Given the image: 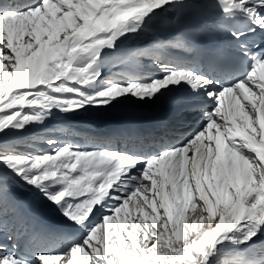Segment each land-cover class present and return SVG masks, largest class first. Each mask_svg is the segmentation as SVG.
<instances>
[{"label": "snow or ice", "instance_id": "snow-or-ice-1", "mask_svg": "<svg viewBox=\"0 0 264 264\" xmlns=\"http://www.w3.org/2000/svg\"><path fill=\"white\" fill-rule=\"evenodd\" d=\"M0 264H264V0H0Z\"/></svg>", "mask_w": 264, "mask_h": 264}, {"label": "bare ground", "instance_id": "bare-ground-1", "mask_svg": "<svg viewBox=\"0 0 264 264\" xmlns=\"http://www.w3.org/2000/svg\"><path fill=\"white\" fill-rule=\"evenodd\" d=\"M131 106H133V105H131ZM135 106H138V105H135ZM133 109H141V107L139 108V107H134ZM56 123H58L57 121H51V122H49V127H51L53 124H56ZM70 123H73V124H75V122L72 120V121H70ZM92 123H94V124H108V121H106V120H94V121H92ZM61 125H63V124H60V126ZM21 196L23 197V194H21Z\"/></svg>", "mask_w": 264, "mask_h": 264}]
</instances>
